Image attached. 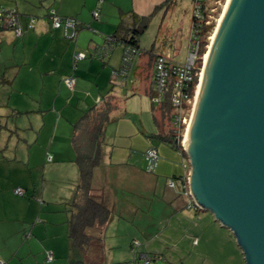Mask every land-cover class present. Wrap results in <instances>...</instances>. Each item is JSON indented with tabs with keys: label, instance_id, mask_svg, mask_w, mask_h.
<instances>
[{
	"label": "crops",
	"instance_id": "obj_1",
	"mask_svg": "<svg viewBox=\"0 0 264 264\" xmlns=\"http://www.w3.org/2000/svg\"><path fill=\"white\" fill-rule=\"evenodd\" d=\"M178 1L0 0V4L19 10L24 29L21 37H16L13 30L0 32V50L6 47L11 54L1 59L6 69L2 74L7 80L1 85L14 86V83L25 81L19 84L20 89L15 88L20 96L15 99L11 94L8 102L0 101V106H10L15 116L28 113L23 106L29 91L22 86L27 88L29 84L43 82L39 94L46 100L42 101L43 108L37 110L47 111L51 106L52 111L62 114L55 122L47 146V152L51 154L49 159L60 165L69 164L66 171L72 176L67 179L70 186L53 193L55 204H44L43 199L37 201L31 197L35 195L31 194L29 186L22 187L24 194H16L18 187L11 178L10 159L0 154V260L6 264H73L66 203L72 200L80 175L71 123L111 89L112 71L121 63L124 43H118L117 46L121 45L119 53L115 47L103 59L97 56V50L122 20L131 23L133 14L152 16L151 20H159L161 27ZM50 9L79 20L81 25L74 38L67 37L63 28L51 24ZM95 10L100 12L99 19L94 17ZM32 16L36 17L35 27L29 28ZM169 35L162 43L159 41V49H153L154 53L176 49L175 39ZM78 52L84 53L85 57L76 60ZM150 59L149 55L138 58L133 72L135 80L130 86L128 84L126 103L123 101L120 109L126 108L128 100L132 101L138 92L148 94L152 76ZM8 67H12L11 70ZM12 70L16 75L10 79L7 73ZM67 76L75 77L72 90L66 85ZM124 91L119 86L115 89L118 95H123ZM125 111L129 112L128 109ZM133 116L127 114L108 124L102 162L96 170L94 189L107 199L114 211L104 229L105 248L114 252L115 248L121 247L120 240L129 237L125 246L130 252H133L132 243L138 240V251L163 258L169 264H245L243 252L232 232L209 212L189 206L190 197L178 179V176L189 177L188 157L169 143L165 142L168 146L154 143V134L159 131L155 120L156 133L152 124L148 126ZM15 129L20 126L16 125ZM151 145L156 146L160 154L155 172L146 169L145 153ZM173 177H177L174 188L168 185V180ZM42 191V194L46 193L44 188ZM60 213H66L64 218H55L60 217ZM36 214L40 216L37 222ZM128 226L133 227L132 233ZM138 233L143 239L137 237ZM45 250H50L53 260H46Z\"/></svg>",
	"mask_w": 264,
	"mask_h": 264
},
{
	"label": "water",
	"instance_id": "obj_2",
	"mask_svg": "<svg viewBox=\"0 0 264 264\" xmlns=\"http://www.w3.org/2000/svg\"><path fill=\"white\" fill-rule=\"evenodd\" d=\"M217 26L183 144L190 193L264 264V0H228Z\"/></svg>",
	"mask_w": 264,
	"mask_h": 264
},
{
	"label": "rangeland",
	"instance_id": "obj_3",
	"mask_svg": "<svg viewBox=\"0 0 264 264\" xmlns=\"http://www.w3.org/2000/svg\"><path fill=\"white\" fill-rule=\"evenodd\" d=\"M227 1L228 0H206L204 3L211 12L208 15V19L210 22H215L216 27H218L217 25L219 24L220 18L225 10ZM195 3L196 0H179L175 10L168 13V16L164 19L161 27L159 25V20L154 21L155 18L151 20L152 16H149L151 21L149 22L147 30L141 37L142 48L147 52L153 49L154 51H158L160 46L159 41L161 40L162 43L163 38L170 34L169 37L175 39L176 49L169 48L165 52L166 55L169 58L175 57V60L179 62L187 61L188 44L194 21L193 16H195ZM212 38L210 40V44H208L209 46L211 45ZM120 48L121 45L116 46V51L118 53L121 51ZM10 55L11 54L8 48L3 47L0 50V75L6 70L4 69L5 65L2 64L1 59L7 58V56ZM10 68L12 67H8L9 70H11ZM13 72L15 71L12 70L10 73H7V75L11 77L10 79L16 75ZM134 80L135 75L132 73L129 77V86ZM20 83H25V81ZM20 83H14V86L7 84L1 85L0 101L8 102L11 94H14L13 98L15 99L16 97H19L20 95L17 91H15V88L20 89ZM22 87L29 91V96L25 97L26 104L23 106L28 113L15 116L12 114L10 106H0V154L6 157V159H10L9 163L12 171L11 178L16 183L15 187L29 186L31 194L33 193L35 195L31 196L34 200L39 201L38 199L41 198L44 200V202H42L44 204L47 202L55 204V201L53 200V193L57 194L62 188L70 186V183L69 185L67 184V179L72 177L70 172L66 171L69 164L60 165L58 162H52V160L49 159L51 154L47 152V146L53 135L55 122L59 115L62 114L52 111L51 106L47 109V111L37 110L43 108L44 103L42 104V101L45 102L46 100L39 94V92L41 93V90L43 89V82H38V84L33 85L29 84L27 88L24 86ZM45 92L46 94L48 93L47 90ZM49 100L50 97L47 98V101ZM124 102L126 103V101ZM125 107L126 108L118 111L119 115L124 117L127 114H133L138 119H142V121L147 123L148 126H151L152 124L154 128L152 129L155 133L157 132L151 112L152 101L146 92H138L132 101L128 100ZM125 109H128L129 112L126 113ZM82 113H80L73 123L81 117ZM63 118H65V116H63ZM73 123H71V125H73ZM16 125L20 126V129H15ZM153 141L155 144L160 146H168V144L162 141L159 137H153ZM70 145L71 143L69 142V146ZM29 157H31V162L29 161ZM75 175H77L76 172ZM42 188L45 189V194L41 193L43 192ZM40 204L41 203H39V207ZM50 204L47 205L49 206ZM63 212L65 211L63 210ZM64 214L66 213H60V217L55 218H64ZM39 217L40 216L37 214L35 215V222L38 221ZM132 228L133 227L128 226L131 233ZM136 235L140 239H143L141 234L138 233ZM127 238H122V240H120L119 244H121V247L115 248L114 252H111L108 248H105L104 250L94 249L89 254L72 253L71 250L70 257L72 253L73 264H89V262L93 260H96V264H129L128 262L134 259L135 254L126 248L125 244L127 242ZM49 251L50 250H45L46 260ZM136 264H145V260L139 259ZM150 264L169 263L164 261L163 258H155V260L152 259L150 261Z\"/></svg>",
	"mask_w": 264,
	"mask_h": 264
},
{
	"label": "trees",
	"instance_id": "obj_4",
	"mask_svg": "<svg viewBox=\"0 0 264 264\" xmlns=\"http://www.w3.org/2000/svg\"><path fill=\"white\" fill-rule=\"evenodd\" d=\"M201 13L204 16L203 20L196 27L199 29L198 34L202 43L200 53L202 55L206 52L208 44H210L209 36L214 34L216 24L215 22L207 23V21H209L208 15L211 12L208 7L202 3ZM150 19L149 16L133 14L131 23L126 22L124 19L117 25L115 31L110 35L113 37V42L109 52L107 54H97L99 58L103 59L113 52L118 43H124L121 63L112 71V87L98 102L84 110L81 117L73 123L72 140L77 152L76 163L80 177L72 200L66 203V210L69 212L68 237L72 253L89 254L94 249H105L103 242L104 229L112 219L114 211L108 204L107 199L94 189L96 170L102 162V147L106 141V128L108 124L122 117V115H119L118 111L123 101L127 99L125 95L126 90H128L129 77L134 72L136 68L135 64L141 55H149L151 58L150 67H152V76L148 94L150 98L153 95L151 82L155 73V62L158 57L165 53L156 54L152 50L147 52L141 46V37L147 30ZM193 20L198 23L196 16H193ZM3 30L4 29L0 28V32ZM128 47H132L136 50L135 61L130 66L124 61V52ZM177 62L178 61L175 60L174 57L171 62L169 61L167 63V69L169 70L171 68L170 74L172 77L173 69ZM200 64H202L201 60ZM170 65H172V67ZM113 73L117 74L116 78H113ZM6 82L5 74H1L0 85ZM195 83H198L197 80ZM117 86L125 90L123 95L116 94L115 89ZM192 87V94H194L196 90L195 84H193ZM170 90H172V88H170ZM151 110L156 125L159 128L158 133L154 134V136L169 143L187 156L183 148L182 138L179 139L173 130L172 118L174 109L172 106L171 91L160 105H155L152 102ZM178 177V179H183V176ZM173 178L177 180V177ZM146 258L152 260L157 258V256L137 250L134 259L130 260L128 263L136 264L139 259ZM3 262L4 264L6 263V261ZM90 263L96 264V260L90 261L89 264Z\"/></svg>",
	"mask_w": 264,
	"mask_h": 264
},
{
	"label": "built area",
	"instance_id": "obj_5",
	"mask_svg": "<svg viewBox=\"0 0 264 264\" xmlns=\"http://www.w3.org/2000/svg\"><path fill=\"white\" fill-rule=\"evenodd\" d=\"M206 0H196L195 3V16L197 18L198 23L193 21L191 36L188 44V57L185 62H177L173 69V77L170 74V69H167V63L172 61L173 58H169L166 54L161 55L156 59L155 62V73L153 80L151 82V89L153 91V95L151 97V101L155 105H160L168 93L171 91V100L172 106L174 109V115L172 118L173 130L177 134L179 139L182 138V144H184V138L186 135L188 123L190 120V116L193 110V106L195 103L199 82L201 79L202 71L204 68V64L206 61V54L210 46L208 45L207 50L202 55L201 53V39L199 38V29L196 27L203 20V15L201 13V3L204 4ZM48 16L51 20V24L56 28H63L65 35L69 38H74L80 27V22L76 17L71 16H62L55 9H50ZM94 17L99 18L100 12L99 10L94 11ZM210 21H207L209 23ZM36 23V17L32 16L30 22L28 24L29 28H34ZM0 28L4 30H13L17 37H20L24 34V29L21 25V16L18 12L17 8H9L5 5L0 4ZM212 36H209L211 40ZM113 42V37H106L105 42L101 46L100 50L98 49V54H107L111 49V45ZM136 50L132 47H128L124 52V61L128 66L132 65L135 61ZM85 57V54L82 52H78L75 55L76 60L82 59ZM200 60L202 64H200ZM174 65V64H173ZM172 67V65H170ZM117 74L113 73V78H116ZM197 80L198 83H195ZM65 82L67 83L70 89L74 88L75 85V77L67 76L65 78ZM195 84V93L192 94V85ZM172 88V90H170ZM184 146V145H183ZM184 148V147H183ZM146 159H147V171L155 172L158 162L160 160V154L158 148L154 145H151L146 150ZM168 185L172 188L177 186V180L174 178H170L168 180ZM181 187L183 191L189 195L190 197V205L194 208V201L191 197L190 186H189V177H183L181 180ZM18 194H23L24 190L21 187L16 188L15 190ZM140 242L138 240L133 242L132 251L135 254L137 251V247ZM48 260H53V254L51 252L48 253ZM145 264H150L151 259L146 258ZM0 264H4L3 261L0 260Z\"/></svg>",
	"mask_w": 264,
	"mask_h": 264
},
{
	"label": "bare ground",
	"instance_id": "obj_6",
	"mask_svg": "<svg viewBox=\"0 0 264 264\" xmlns=\"http://www.w3.org/2000/svg\"><path fill=\"white\" fill-rule=\"evenodd\" d=\"M228 2V1H227ZM224 13V12H223ZM223 15V14H222ZM222 18V17H221ZM221 18H220V20H221ZM220 23V22H219ZM219 25V24H218ZM218 28V27H217ZM215 34H216V32H214V37H215ZM213 35H212V37H213ZM214 37L212 38V40H214ZM210 48H211V46H210ZM209 53V52H208ZM208 53L206 54V56L208 55ZM185 139V138H184Z\"/></svg>",
	"mask_w": 264,
	"mask_h": 264
}]
</instances>
